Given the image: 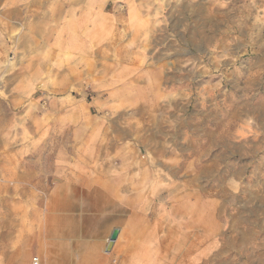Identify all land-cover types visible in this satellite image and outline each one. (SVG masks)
<instances>
[{
  "label": "crops",
  "instance_id": "0c3cea01",
  "mask_svg": "<svg viewBox=\"0 0 264 264\" xmlns=\"http://www.w3.org/2000/svg\"><path fill=\"white\" fill-rule=\"evenodd\" d=\"M137 1L0 0V116L14 147L51 148L43 167L0 156V264L212 263L224 217L166 170L163 75L139 54L153 14Z\"/></svg>",
  "mask_w": 264,
  "mask_h": 264
},
{
  "label": "rangeland",
  "instance_id": "374dc122",
  "mask_svg": "<svg viewBox=\"0 0 264 264\" xmlns=\"http://www.w3.org/2000/svg\"><path fill=\"white\" fill-rule=\"evenodd\" d=\"M137 2L153 14L139 54L163 75L155 134L175 161L166 170L177 193L206 194L224 217L211 264H264V0ZM12 118L0 116V156L43 167L51 148L14 147Z\"/></svg>",
  "mask_w": 264,
  "mask_h": 264
},
{
  "label": "water",
  "instance_id": "95a60500",
  "mask_svg": "<svg viewBox=\"0 0 264 264\" xmlns=\"http://www.w3.org/2000/svg\"><path fill=\"white\" fill-rule=\"evenodd\" d=\"M117 233L118 231L117 230H114L108 240V243H107V246H106V251H110L115 239H116V236H117Z\"/></svg>",
  "mask_w": 264,
  "mask_h": 264
},
{
  "label": "built area",
  "instance_id": "2783aa9c",
  "mask_svg": "<svg viewBox=\"0 0 264 264\" xmlns=\"http://www.w3.org/2000/svg\"><path fill=\"white\" fill-rule=\"evenodd\" d=\"M32 264H38V259L36 257L33 258ZM112 264H116V260L115 259L112 260Z\"/></svg>",
  "mask_w": 264,
  "mask_h": 264
}]
</instances>
